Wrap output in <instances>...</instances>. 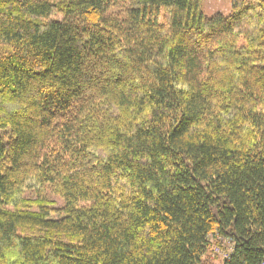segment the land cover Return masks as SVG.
<instances>
[{
    "label": "trees",
    "instance_id": "trees-1",
    "mask_svg": "<svg viewBox=\"0 0 264 264\" xmlns=\"http://www.w3.org/2000/svg\"><path fill=\"white\" fill-rule=\"evenodd\" d=\"M202 3L0 0V264H264V0Z\"/></svg>",
    "mask_w": 264,
    "mask_h": 264
},
{
    "label": "rangeland",
    "instance_id": "rangeland-1",
    "mask_svg": "<svg viewBox=\"0 0 264 264\" xmlns=\"http://www.w3.org/2000/svg\"><path fill=\"white\" fill-rule=\"evenodd\" d=\"M230 12H231L230 0H203L202 13L207 17H211L212 15L217 13L227 16L230 14ZM59 19L60 18L58 17V20ZM0 137L2 138L4 144H7L11 140L9 130H0ZM25 198L31 201L37 200L33 192H26ZM46 199L49 202H52L54 204V207H61L63 204V201L59 197L54 196L49 192L46 194ZM30 210L32 212H36L39 209L37 207L32 206Z\"/></svg>",
    "mask_w": 264,
    "mask_h": 264
},
{
    "label": "built area",
    "instance_id": "built-area-1",
    "mask_svg": "<svg viewBox=\"0 0 264 264\" xmlns=\"http://www.w3.org/2000/svg\"><path fill=\"white\" fill-rule=\"evenodd\" d=\"M214 252H215V253H218V250H214ZM220 255H221V254H220ZM221 257L226 258L227 255H226V254H223V255H221Z\"/></svg>",
    "mask_w": 264,
    "mask_h": 264
}]
</instances>
